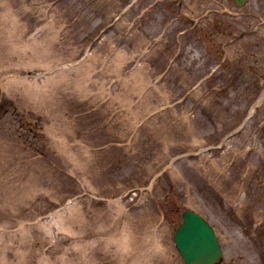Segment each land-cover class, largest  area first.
I'll use <instances>...</instances> for the list:
<instances>
[{"label":"rangeland","instance_id":"rangeland-1","mask_svg":"<svg viewBox=\"0 0 264 264\" xmlns=\"http://www.w3.org/2000/svg\"><path fill=\"white\" fill-rule=\"evenodd\" d=\"M264 264V0H0V264Z\"/></svg>","mask_w":264,"mask_h":264},{"label":"water","instance_id":"water-1","mask_svg":"<svg viewBox=\"0 0 264 264\" xmlns=\"http://www.w3.org/2000/svg\"><path fill=\"white\" fill-rule=\"evenodd\" d=\"M174 239L181 257L189 264H211L221 254L213 228L192 210L183 211Z\"/></svg>","mask_w":264,"mask_h":264}]
</instances>
